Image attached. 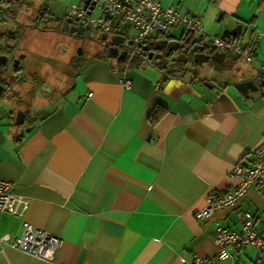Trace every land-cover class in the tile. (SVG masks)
<instances>
[{
  "label": "crops",
  "instance_id": "obj_1",
  "mask_svg": "<svg viewBox=\"0 0 264 264\" xmlns=\"http://www.w3.org/2000/svg\"><path fill=\"white\" fill-rule=\"evenodd\" d=\"M159 1L198 19L208 35L223 37L240 25L230 37L253 58L206 48L178 23L148 43L156 52L168 48L172 58L185 37L195 66L179 52L182 65L169 59L163 67L98 56L68 83L40 75L32 100L1 96L0 179L11 195L0 234L18 235L28 222L62 244L52 260L6 246L0 264H264V251L251 245L218 258L214 241L219 225L241 230L246 212L259 230L264 186L252 184L233 206L195 216L211 192L239 183L235 165L249 167L264 139V85L255 81L264 62V0ZM216 52L206 71L207 60L198 57ZM243 81L253 86L237 88ZM19 108L26 113L21 123Z\"/></svg>",
  "mask_w": 264,
  "mask_h": 264
},
{
  "label": "built area",
  "instance_id": "obj_2",
  "mask_svg": "<svg viewBox=\"0 0 264 264\" xmlns=\"http://www.w3.org/2000/svg\"><path fill=\"white\" fill-rule=\"evenodd\" d=\"M14 1L0 0L4 3ZM62 16L74 19L78 25L89 26L98 33L127 37L128 60L143 52V46L152 34L168 37L178 23L184 25V32L199 34L208 46L213 45L221 52L229 51L247 61L253 58L252 52L235 43L232 37L206 34L198 19L181 14L172 6L163 7L159 0H68ZM255 81L264 85V62L260 64V73ZM125 86H129L128 81ZM253 153L254 160L249 167L235 165L233 172L240 177L239 183L226 193L211 192L207 197V205L195 213L198 219L208 217L216 208L233 206L252 184L264 186V139L254 148ZM10 190V183L0 179V211L8 209ZM239 218L242 225L239 231L220 225L217 227L214 241L218 247V258L227 255L228 251L236 252L247 245L254 246L259 253L264 251V214L258 231L252 229L254 217L251 214L246 212L239 215ZM61 244L60 237L28 222L22 223L18 235L0 234V252L8 246L43 260H52Z\"/></svg>",
  "mask_w": 264,
  "mask_h": 264
},
{
  "label": "flooded vegetation",
  "instance_id": "obj_3",
  "mask_svg": "<svg viewBox=\"0 0 264 264\" xmlns=\"http://www.w3.org/2000/svg\"><path fill=\"white\" fill-rule=\"evenodd\" d=\"M35 1L36 0H16L10 4L0 2V20H3V16L5 14H8V16L22 23L20 19H17L16 17L14 18L13 16V11H15V8L18 5H25L22 8L24 9V11H28L31 8L34 9V19L32 25H34L35 28L33 29L38 28V31H43L42 33L51 32L63 36L64 40L67 41V43L71 45V48L75 50L73 51V55H70L72 54L70 53L72 50L71 48V50L69 48H64L63 50L64 56H70L67 60L62 61L61 63V71L65 77L71 78L72 76H76L79 73L81 66L91 58L98 56L109 57V51L112 54H115V56L113 57L114 59H116L115 61L117 63H122L125 62L124 60H126L128 63L134 64V62L137 63L140 57L146 58V60H154L155 58L153 57L151 59H148L149 53H152V55H160L159 59H162L165 62L172 59V51L168 50L167 48L156 52V50L152 48V45L148 43L149 40H147L143 47L147 46L148 50H143L141 54L134 56L130 61L127 59V53L129 49L128 42H126L127 44L125 46V42L122 44L112 43L107 38V35L105 40L98 39L99 34L96 35V30L93 28H91V35H89L87 32L81 34L70 32V26L81 25H78V23L74 19H71V22L67 23L66 20L70 19L67 17L59 16L53 17V19H51L48 14H40V7L35 3ZM33 4L36 7H33ZM44 20H52L49 21V23L51 24L50 26L49 23H47V26H49V28L46 25H43ZM23 25L31 26V23L25 22L23 23ZM23 31L25 33L24 28ZM9 34L10 32L8 31L0 33V56L6 57V62L0 66V97L4 96L14 99H21L23 95H26L27 97H29V100H32V97H34L35 94V84L40 76V72L38 71L37 67L45 60L41 61V56L37 57V53L33 52L32 49L30 51L24 50L23 45L21 44V40H18L15 38V36ZM16 59H18V63L17 66L14 67L13 60ZM46 60L51 66L56 63L55 59L52 60L50 59V57L46 58ZM2 67L3 69L1 70ZM17 69L19 71H16ZM23 100L26 99L24 98ZM23 112L25 113V111Z\"/></svg>",
  "mask_w": 264,
  "mask_h": 264
},
{
  "label": "rangeland",
  "instance_id": "obj_4",
  "mask_svg": "<svg viewBox=\"0 0 264 264\" xmlns=\"http://www.w3.org/2000/svg\"><path fill=\"white\" fill-rule=\"evenodd\" d=\"M68 2V0H37V2L35 1V3L37 5H39V7L45 8L46 13L49 15V17L51 19H53V17H59L61 15V13H63L64 11V7L65 4ZM13 3V2H12ZM10 4V3H8ZM34 5V4H33ZM25 6V5H24ZM24 6L22 5H18L15 8V11H13V16L14 18L16 17L17 19H20L22 21V23L16 21L15 19H13L12 17L8 16V14H5L3 16V20H0V33L1 32H10V33H15V38L18 40H21V44L23 45L24 50L26 51H30L32 49L33 52H36V56L40 57L41 56V61H44L42 63H40L38 65L39 68H41L40 71V75H42L44 78H46L47 80H63L66 81L65 83H68L69 80L72 78L74 79L75 76L70 77H65L62 74L61 71V63L62 61H65L68 59V57L70 56H64L63 54V50L64 48L66 49H70L71 45H69V43H67V41L64 40L63 36H60L56 33H51V32H45L42 33L43 31H38V28H35L34 25H32L33 23V17H34V9H30L28 11H24V9H22ZM3 7V6H1ZM33 7H36L35 5ZM13 10V9H12ZM15 12V13H14ZM94 13H96L94 11ZM49 21L52 20H44L43 21V25L47 26V23H49ZM28 22L31 23V26L26 25L24 26L23 23ZM51 24L49 23V26ZM49 26H47L49 28ZM25 30V33L23 31V28ZM86 27V26H83ZM47 31V30H46ZM24 33V35H23ZM96 35L100 34L97 33V31H95ZM108 36V35H107ZM112 36H118V35H109L107 38L110 41V37ZM120 36V35H119ZM196 37H198L196 35ZM123 38V37H122ZM127 38V37H126ZM124 41V39H123ZM188 43V41L186 39H183L181 42L182 47H180L179 49H176L173 53L174 55L177 54V52L179 53H184L186 54L187 58L186 60H184V62H188L190 64L196 63V56H194L193 54V50H186L184 48V46ZM18 44V42H17ZM127 43H124V46ZM129 44V42H128ZM28 47H26V46ZM213 46V45H212ZM214 47V46H213ZM215 48V47H214ZM72 49V50H71ZM71 52L73 55L75 51L73 48H71ZM216 49V48H215ZM217 50V49H216ZM219 51V50H217ZM173 55L172 57V62L175 65H182L184 62L180 63L175 56ZM50 59H55L56 63L53 64L52 66L48 64V61L46 60V58ZM128 57V56H127ZM154 61H160V59H154ZM210 61L211 60H207L204 61L203 64L201 65L202 67L205 66V70L208 71L210 69ZM135 64V62H134ZM133 64V65H134ZM165 66V64H164ZM223 75H225V73H223ZM228 77V74L226 75ZM230 78H234L232 76H229ZM3 104L2 106H4L5 108H7L5 103H1ZM16 104V103H15ZM29 104H32V102H29ZM51 106H47L45 108H42L40 110H36L33 109L34 114L33 116H38L40 114H42L44 111L48 110ZM20 109V108H19Z\"/></svg>",
  "mask_w": 264,
  "mask_h": 264
},
{
  "label": "water",
  "instance_id": "obj_5",
  "mask_svg": "<svg viewBox=\"0 0 264 264\" xmlns=\"http://www.w3.org/2000/svg\"><path fill=\"white\" fill-rule=\"evenodd\" d=\"M66 22L67 23L71 22V19H67ZM239 29H240V25H238V27L236 29H230V30L229 29H226L224 31V35L225 36L237 35L239 33ZM69 31L70 32H75L77 34H81V33H85V32H87L89 35L92 34V30H91V28L89 26H86V27H82V26H70ZM98 39L105 40L106 39V34L105 33H100L98 35ZM110 42L122 44L123 43V39L119 35L118 36H112V37H110ZM162 42L164 44H167L168 46L172 47L173 49H176L178 47V43L173 42V41H167L166 39H164ZM143 50L144 51L145 50H148V47L147 46L143 47ZM217 54L218 53L216 52V53H213L211 55L210 54H205L203 56L200 55L198 58H199V61H201V60H207L208 58H212L213 59V58H215V56ZM108 56H115V54L114 53L112 54L109 51ZM152 57L153 58H159L160 55H152V53H149L148 59H151ZM5 62H6V57L5 56H0V66L2 64H4ZM17 63H18V59L13 60V66L14 67L17 66ZM252 86H253V83L251 81H245V82L243 81V82H240V83H238L236 85L237 88H239L241 90L243 89V91H245L247 88H250ZM23 119H24V112L22 110H20V109L17 110L16 115H15V121L17 123H21L23 121Z\"/></svg>",
  "mask_w": 264,
  "mask_h": 264
},
{
  "label": "trees",
  "instance_id": "obj_6",
  "mask_svg": "<svg viewBox=\"0 0 264 264\" xmlns=\"http://www.w3.org/2000/svg\"><path fill=\"white\" fill-rule=\"evenodd\" d=\"M36 2H37V0H36ZM12 3V2H11ZM40 14H47L46 13V11H45V8H42V7H40V12H39ZM62 14V13H61ZM61 16V15H60ZM188 34H191V33H187V35ZM9 35H13V36H15V33H10ZM223 37H225V36H223ZM184 39H185V37H184ZM199 39H201V40H203L202 38H200L199 37ZM205 42V41H204ZM204 46L206 47V48H208V47H210V46H208V45H206V43L204 44ZM184 48L186 49V50H190L191 48L190 47H188V46H184ZM192 50V49H191ZM140 58H142V57H140ZM131 61V60H130ZM158 63L157 64H161L160 66L161 67H163V61H162V59H160V61H157ZM192 66H195V63H193L192 64ZM18 70V69H17ZM159 116H160V112L157 110V111H154V113L152 114V121L153 122H155V121H157L158 120V118H159Z\"/></svg>",
  "mask_w": 264,
  "mask_h": 264
},
{
  "label": "bare ground",
  "instance_id": "obj_7",
  "mask_svg": "<svg viewBox=\"0 0 264 264\" xmlns=\"http://www.w3.org/2000/svg\"><path fill=\"white\" fill-rule=\"evenodd\" d=\"M61 16H62V14H61ZM63 17V16H62ZM91 28V27H90Z\"/></svg>",
  "mask_w": 264,
  "mask_h": 264
}]
</instances>
